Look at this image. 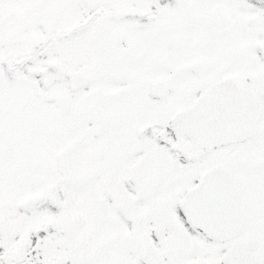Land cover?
I'll return each mask as SVG.
<instances>
[{
	"label": "snow or ice",
	"instance_id": "obj_1",
	"mask_svg": "<svg viewBox=\"0 0 264 264\" xmlns=\"http://www.w3.org/2000/svg\"><path fill=\"white\" fill-rule=\"evenodd\" d=\"M0 264H264V0H0Z\"/></svg>",
	"mask_w": 264,
	"mask_h": 264
}]
</instances>
